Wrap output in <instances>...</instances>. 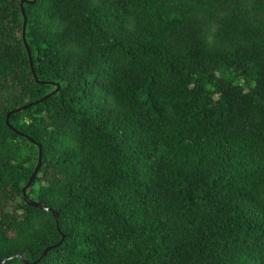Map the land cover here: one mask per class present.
<instances>
[{
	"label": "trees",
	"instance_id": "16d2710c",
	"mask_svg": "<svg viewBox=\"0 0 264 264\" xmlns=\"http://www.w3.org/2000/svg\"><path fill=\"white\" fill-rule=\"evenodd\" d=\"M24 9L44 82L0 0V264H264V0Z\"/></svg>",
	"mask_w": 264,
	"mask_h": 264
},
{
	"label": "water",
	"instance_id": "95a60500",
	"mask_svg": "<svg viewBox=\"0 0 264 264\" xmlns=\"http://www.w3.org/2000/svg\"><path fill=\"white\" fill-rule=\"evenodd\" d=\"M34 1H35V0H21V8H22V13H23V15H24V22H23V39H24V42H25V44H26V46H27V48H28V53H29V57H30V63H31V68H32L33 75L35 76V79H36L37 81H41V80L38 79V75H37L36 69H35L34 64H33V61H32V53H31V50H30V48H29V46H28V42H27V38H26L27 15H26V11H25V9H24V3H27V2L30 3V2H34ZM41 82H44V81H41ZM59 87H60V85L57 86L56 90H58ZM47 96H48V95H45V96H43V97H41V98H39V99H36V100H34V101H31L30 103L24 104V105H22V106H20V107H18V108H16V109H14V111H19V110H21V109H24V108L28 107L29 105L37 104V103L43 101ZM11 113H12V111H9V112H8L6 121H7L8 125H9L11 128H13L14 130H17V128H16V127L10 122V115H11ZM17 131H18L20 134H23V135H25V136H28L27 134H24L23 132H21V131H19V130H17ZM30 139H32V138H30ZM42 157H43V148H42V145L39 144V158H38V163H37L36 167L34 168L33 173H32V175H31V177L29 178V181H28L27 184L23 187V191H24L25 194H26L27 187L31 185V183L33 182L34 178L36 177V175H37V173H38V171H39V169H40V167H41V164H42ZM30 203L33 204V205H36V206H40V207L45 208V209H50V210H52L51 207L45 205L44 203H42V202H40V201L31 200ZM53 212H54L55 217L57 218V217H58V211L53 210ZM64 237H65V235L63 234V237H62V238H64ZM61 242H62V240L59 241V242L56 243V244H53V245H51V246L46 247V248L44 249L42 255H45L49 249H51L52 247H55L57 244H60Z\"/></svg>",
	"mask_w": 264,
	"mask_h": 264
},
{
	"label": "rangeland",
	"instance_id": "374dc122",
	"mask_svg": "<svg viewBox=\"0 0 264 264\" xmlns=\"http://www.w3.org/2000/svg\"><path fill=\"white\" fill-rule=\"evenodd\" d=\"M29 187V186H28Z\"/></svg>",
	"mask_w": 264,
	"mask_h": 264
}]
</instances>
